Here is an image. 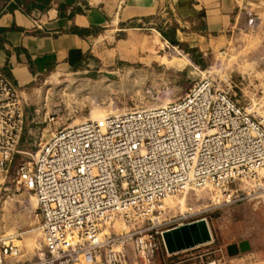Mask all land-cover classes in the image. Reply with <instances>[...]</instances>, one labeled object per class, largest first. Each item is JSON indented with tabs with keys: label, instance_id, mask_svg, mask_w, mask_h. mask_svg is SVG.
I'll return each instance as SVG.
<instances>
[{
	"label": "built area",
	"instance_id": "obj_1",
	"mask_svg": "<svg viewBox=\"0 0 264 264\" xmlns=\"http://www.w3.org/2000/svg\"><path fill=\"white\" fill-rule=\"evenodd\" d=\"M231 94L202 78L165 105L61 127L32 155L20 149L23 96L0 72V201L13 186L31 190L42 239L20 261L16 235L1 234L0 264H126L129 244L151 257L175 227L159 228L167 197L207 189L213 201L237 203L263 193L264 124ZM204 207L191 202L180 218L198 220ZM116 220L133 227L111 232Z\"/></svg>",
	"mask_w": 264,
	"mask_h": 264
},
{
	"label": "rangeland",
	"instance_id": "obj_2",
	"mask_svg": "<svg viewBox=\"0 0 264 264\" xmlns=\"http://www.w3.org/2000/svg\"><path fill=\"white\" fill-rule=\"evenodd\" d=\"M260 21L252 16L244 29L246 34L261 31V44L255 51L254 43H250L239 54L223 48L203 55L188 43L180 48L148 29L136 31L138 34L132 35V40L119 47L117 53L115 44H108L105 53L100 51L102 57L93 56L90 64L74 71L54 72L48 81L33 86L22 97L25 125L20 149L34 155L53 131L86 119L98 121L94 119L98 113L107 117L173 102L202 78L230 87L232 99L264 124V25ZM22 156L17 154L16 161ZM25 156L29 160V155ZM213 196L207 189H197L167 197L164 203L169 221L159 226L161 229L187 223L180 217L187 213L189 204L206 201L208 207L195 217L206 218L212 234L210 242L171 255L160 244L148 258L138 256L129 244L126 264H264V192L237 203H218ZM3 201L0 235H16L15 243L22 250L20 259H30L42 240L36 198L25 186H13ZM132 227L116 220L109 229L119 233ZM244 240L250 243L247 251L228 253L229 245Z\"/></svg>",
	"mask_w": 264,
	"mask_h": 264
},
{
	"label": "crops",
	"instance_id": "obj_3",
	"mask_svg": "<svg viewBox=\"0 0 264 264\" xmlns=\"http://www.w3.org/2000/svg\"><path fill=\"white\" fill-rule=\"evenodd\" d=\"M252 16L264 25V0H0V72L24 96L148 29L203 55L239 54L261 44L260 30L244 33Z\"/></svg>",
	"mask_w": 264,
	"mask_h": 264
},
{
	"label": "water",
	"instance_id": "obj_4",
	"mask_svg": "<svg viewBox=\"0 0 264 264\" xmlns=\"http://www.w3.org/2000/svg\"><path fill=\"white\" fill-rule=\"evenodd\" d=\"M163 242L167 253L175 254L204 245L212 240V234L208 222L205 219H198L187 222L162 233ZM250 243L247 240L239 244L228 246V253L236 255L239 251H247Z\"/></svg>",
	"mask_w": 264,
	"mask_h": 264
},
{
	"label": "bare ground",
	"instance_id": "obj_5",
	"mask_svg": "<svg viewBox=\"0 0 264 264\" xmlns=\"http://www.w3.org/2000/svg\"><path fill=\"white\" fill-rule=\"evenodd\" d=\"M105 116H106V115H104V114H100V113H98V114H96V115L94 116V119L98 120L99 122H103Z\"/></svg>",
	"mask_w": 264,
	"mask_h": 264
}]
</instances>
